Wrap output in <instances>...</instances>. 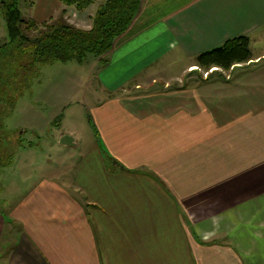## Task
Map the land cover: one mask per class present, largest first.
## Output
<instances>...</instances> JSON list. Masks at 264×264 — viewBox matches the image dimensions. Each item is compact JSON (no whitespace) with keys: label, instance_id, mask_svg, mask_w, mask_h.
Returning a JSON list of instances; mask_svg holds the SVG:
<instances>
[{"label":"crops","instance_id":"obj_1","mask_svg":"<svg viewBox=\"0 0 264 264\" xmlns=\"http://www.w3.org/2000/svg\"><path fill=\"white\" fill-rule=\"evenodd\" d=\"M240 35L252 56L229 78L193 75ZM98 75L74 188L47 179L2 204L0 264H264V0H142Z\"/></svg>","mask_w":264,"mask_h":264},{"label":"rangeland","instance_id":"obj_2","mask_svg":"<svg viewBox=\"0 0 264 264\" xmlns=\"http://www.w3.org/2000/svg\"><path fill=\"white\" fill-rule=\"evenodd\" d=\"M31 2L23 0V14L30 12ZM95 7L77 12L73 7L63 6L68 9V19L83 28L91 27L89 16ZM59 10L54 9L55 12ZM4 23L0 10V39L4 30L6 34ZM195 68L196 65L191 67ZM101 69V61L89 53L82 62L55 61L36 66L26 79L12 74L7 84L3 79L0 90L1 213L5 204L47 179L74 188L76 164L96 140L90 114L102 100L103 86L98 80ZM233 71V66L229 69L219 67L214 72L199 67L193 75L198 79L214 76L227 79ZM188 77L186 75L179 84L163 86L155 83V90L162 92L193 85ZM143 89L120 91L125 95H134L144 93ZM151 91L154 90H148ZM62 134H70L75 143L60 144Z\"/></svg>","mask_w":264,"mask_h":264},{"label":"trees","instance_id":"obj_3","mask_svg":"<svg viewBox=\"0 0 264 264\" xmlns=\"http://www.w3.org/2000/svg\"><path fill=\"white\" fill-rule=\"evenodd\" d=\"M64 6H73L82 12L95 0H58ZM142 0H104L90 17L91 27L83 28L72 23L66 16L67 8L61 9L48 19L36 21L24 17L19 0H1L0 10L6 34L0 39V90L8 83V77L26 79L33 68L55 61H84L93 54L102 64L107 62L115 39L125 32L138 14ZM250 40L246 35L232 37L221 45L200 52L196 56L199 67L208 70L231 66L251 59ZM4 79V82H3ZM0 100L2 96L0 95Z\"/></svg>","mask_w":264,"mask_h":264},{"label":"water","instance_id":"obj_4","mask_svg":"<svg viewBox=\"0 0 264 264\" xmlns=\"http://www.w3.org/2000/svg\"><path fill=\"white\" fill-rule=\"evenodd\" d=\"M59 143L63 145H68L74 143V138L70 134H63L60 139Z\"/></svg>","mask_w":264,"mask_h":264},{"label":"bare ground","instance_id":"obj_5","mask_svg":"<svg viewBox=\"0 0 264 264\" xmlns=\"http://www.w3.org/2000/svg\"><path fill=\"white\" fill-rule=\"evenodd\" d=\"M194 67V66H193ZM213 69H216V67L212 68L210 71H213Z\"/></svg>","mask_w":264,"mask_h":264},{"label":"built area","instance_id":"obj_6","mask_svg":"<svg viewBox=\"0 0 264 264\" xmlns=\"http://www.w3.org/2000/svg\"><path fill=\"white\" fill-rule=\"evenodd\" d=\"M213 68V67H212ZM212 68H210L209 70H211Z\"/></svg>","mask_w":264,"mask_h":264}]
</instances>
